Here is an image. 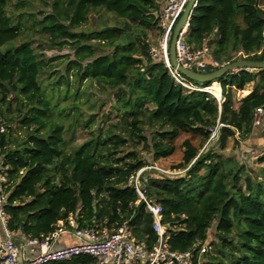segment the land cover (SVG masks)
Listing matches in <instances>:
<instances>
[{"label": "trees", "instance_id": "1", "mask_svg": "<svg viewBox=\"0 0 264 264\" xmlns=\"http://www.w3.org/2000/svg\"><path fill=\"white\" fill-rule=\"evenodd\" d=\"M35 3L50 11L38 12L37 19L31 10ZM160 11L158 0H0V129L9 130L0 131V170L7 180L9 229L41 240L60 228L71 230L70 217L77 229L108 232L127 221L134 236L152 247L157 240L152 217L142 202L135 205L138 196L128 179L149 164L141 150L149 153L150 163L167 159L180 136L189 134L180 145L181 161L172 167L186 170L183 175H142L146 196L162 208L167 246L192 250L193 264H264V145L254 178L224 154L230 138L240 144L254 133L257 108L264 117V70H239L204 84L183 77L199 89L220 91V102L204 90L184 89L163 58L151 55L153 36H161ZM27 20L53 47L73 51L66 70H73L78 82H96L116 98L111 104L116 123L97 126L96 134L71 152L63 148L62 127L48 122L51 105L40 82L47 62L20 39ZM185 41L195 49L207 46L220 67L264 61V3L197 0ZM248 85L253 88L246 95ZM241 91L245 96L236 99ZM13 105L26 130L22 140L10 133ZM95 117L90 114L83 126ZM108 122V115L100 118ZM214 129L215 148L199 154ZM210 230L215 239L208 243ZM49 264L95 260L80 255Z\"/></svg>", "mask_w": 264, "mask_h": 264}, {"label": "built area", "instance_id": "2", "mask_svg": "<svg viewBox=\"0 0 264 264\" xmlns=\"http://www.w3.org/2000/svg\"><path fill=\"white\" fill-rule=\"evenodd\" d=\"M188 0H167L160 11L158 26L161 30L158 49H151L154 59L163 58L169 75L173 80L189 91L209 92L208 88L199 89L187 83L183 76L172 68L168 61V47L172 31L178 21ZM187 31H182L175 46V58L179 66L195 73L205 74L207 69H218L220 64L213 59L207 46L195 49L185 41ZM187 80V79H186ZM220 102V96L216 98ZM263 111L257 108L254 114L253 126L258 128L262 123ZM216 137V129L211 132L210 139ZM209 139V141H210ZM151 171L168 176L183 175L186 170L168 171L157 166H146L128 179V186L132 187L138 196V201L144 205L145 212L152 217V230L157 236L156 243L148 247L143 241L138 240L130 224L125 221L117 229L108 232L105 229H77L72 225L71 233L76 243L58 249H53L52 244L68 229L60 228L41 240L28 239L21 234L23 242L30 246V258L20 257V246L14 241L15 233L10 231L9 216L5 210L6 193L4 184L7 182L3 171L0 170V264H49L51 262L66 261L80 255H88L95 260V264H193L194 253L171 251L166 244L168 238L167 228L162 224V208L153 199L145 194L142 175ZM207 250L203 244L198 253L200 258Z\"/></svg>", "mask_w": 264, "mask_h": 264}, {"label": "rangeland", "instance_id": "3", "mask_svg": "<svg viewBox=\"0 0 264 264\" xmlns=\"http://www.w3.org/2000/svg\"><path fill=\"white\" fill-rule=\"evenodd\" d=\"M158 2L162 7L165 5L166 0H158ZM258 2L259 4H262L264 3V0H258ZM31 10L35 13L37 19L41 18V16L38 15V12L47 14L50 11L48 6H44V3H35L32 5ZM20 39L30 42L36 52L41 53L43 59L47 62V67L40 76V82L45 96L50 101L51 105L48 122L50 125L58 124L62 127L64 139L63 148L66 152L73 151L76 147L88 140L91 134H96L95 131L97 126L106 128L109 123H116L118 112L111 107V104L116 103V98L108 91H103L96 82L80 83L75 79L73 70L67 72V64L69 61L74 60L72 50L68 47L62 49L53 47L49 38H47L45 34L38 32L28 20L27 22H24ZM153 39L155 40L154 48H156L158 46L159 38L153 36ZM10 44L15 45L16 41H13ZM252 88L253 85H248L246 87L244 90L246 95L252 90ZM211 89L215 91L214 87H211ZM219 96L220 91L216 97ZM244 96L245 95L242 91L235 94L236 99H240ZM237 105L238 104L235 103L234 107L236 108ZM90 114H95L96 117L94 122L87 128L83 125L84 121L89 119ZM107 115L109 116V122L104 124L100 123V118L102 116L106 117ZM17 116L18 113L16 112V106L13 105L11 116L13 122L9 124L10 133L12 134V137L22 140L25 138L26 130L21 128L17 123ZM262 119L264 120L263 116ZM256 130L257 132L250 135L247 140L240 144L235 142V138H230L224 150V154L233 157V159L244 165L247 174L251 178L258 175L257 173L262 167V165L257 162V159L261 156L263 151L262 147L264 141L262 139L264 137V127L259 126ZM0 131L4 133L9 132L4 126L1 127ZM260 133H262V135ZM189 137V134L181 135L176 142V152L167 159H160L150 163L151 160L149 153L140 149L141 158L149 162L148 166H157L164 170L175 171L172 167L177 165L182 157L181 142ZM215 139L216 137L205 143L199 150V154L210 146L212 147L215 145L213 143ZM192 141L195 145L199 142L197 138ZM69 221L70 225L74 224L71 217ZM214 239V235L210 230L208 243L214 241ZM208 252H212V248L209 247ZM201 259L203 260L204 256H201Z\"/></svg>", "mask_w": 264, "mask_h": 264}, {"label": "water", "instance_id": "4", "mask_svg": "<svg viewBox=\"0 0 264 264\" xmlns=\"http://www.w3.org/2000/svg\"><path fill=\"white\" fill-rule=\"evenodd\" d=\"M197 0H188L178 21L176 22L172 31L169 47H168V61L172 68H175L185 79L193 81L197 84H204L212 82L225 76L227 73H234L239 70L253 71V70H264V61H253V60H236L231 63H226L217 70L207 73L200 74L190 70L184 69L179 66L175 58V46L179 34L182 31H187V27L190 20V14L196 5ZM213 95L210 91L208 92ZM217 98L215 95H213Z\"/></svg>", "mask_w": 264, "mask_h": 264}, {"label": "crops", "instance_id": "5", "mask_svg": "<svg viewBox=\"0 0 264 264\" xmlns=\"http://www.w3.org/2000/svg\"><path fill=\"white\" fill-rule=\"evenodd\" d=\"M163 6L161 7V9ZM158 45H159V40H158ZM152 49L157 50L158 46L156 48L152 47ZM257 132L255 129L254 133ZM262 135V133H260ZM14 241L17 245L20 246V257L21 258H30L32 256V253H30V246L26 245L22 238H21V233H15L14 235ZM76 243L75 238L72 236L71 230H67V232L61 234L57 240L52 244L53 249H58L62 248L65 246H70Z\"/></svg>", "mask_w": 264, "mask_h": 264}, {"label": "bare ground", "instance_id": "6", "mask_svg": "<svg viewBox=\"0 0 264 264\" xmlns=\"http://www.w3.org/2000/svg\"><path fill=\"white\" fill-rule=\"evenodd\" d=\"M208 91H210L213 95L218 96L219 92L215 89V91H213L211 88H208ZM216 92V93H214Z\"/></svg>", "mask_w": 264, "mask_h": 264}]
</instances>
